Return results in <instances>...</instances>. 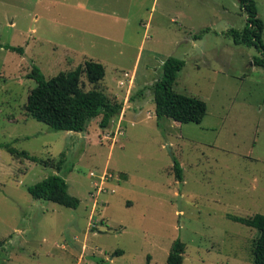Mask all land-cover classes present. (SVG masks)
I'll return each mask as SVG.
<instances>
[{
    "label": "rangeland",
    "instance_id": "rangeland-1",
    "mask_svg": "<svg viewBox=\"0 0 264 264\" xmlns=\"http://www.w3.org/2000/svg\"><path fill=\"white\" fill-rule=\"evenodd\" d=\"M245 18L238 0H0V44L24 49L0 47V143L40 159L0 147V264H166L177 238L182 264H253L259 231L228 218L264 214V69L227 34ZM167 56L185 61L174 90L206 103L198 124L155 115ZM85 60L105 75L82 73L81 88L123 104L108 127L98 116L54 130L26 113L34 65L50 78ZM54 173L60 201L32 198L27 187Z\"/></svg>",
    "mask_w": 264,
    "mask_h": 264
},
{
    "label": "trees",
    "instance_id": "trees-1",
    "mask_svg": "<svg viewBox=\"0 0 264 264\" xmlns=\"http://www.w3.org/2000/svg\"><path fill=\"white\" fill-rule=\"evenodd\" d=\"M240 8L244 11L245 25L241 30L231 28L227 31L235 44L254 46L258 55L254 56L252 63L264 69V43L261 38L262 21L258 17L255 0H238ZM205 28L194 36L195 39ZM6 49L24 53L21 46L2 45ZM185 61L175 56H167L161 68L160 76L151 84L153 94L154 112L157 119L168 117L180 123H200L206 114V103L200 98L178 93L174 90V82L177 73L183 68ZM84 73L89 83L98 84L105 75L104 66L93 60H85L74 69L61 71L50 78H46L39 67L34 65L27 77L35 81L28 96L24 109L28 115L42 122L54 130H67L83 132L88 122L100 116L99 126L108 127L111 118L120 114L123 104L112 101L105 93L96 88L83 90L80 86V76ZM133 100L132 96L129 97ZM10 154L19 155L31 161H40L34 155L25 150H17L10 143H0ZM64 153L60 154L59 160L54 164L57 172L63 169ZM45 162L46 161H42ZM173 168L178 180H181L182 168L177 159L173 160ZM70 170V168L68 169ZM65 186V179L57 174H50L42 180L29 185L28 193L32 198L59 202ZM69 207L76 208L78 198L69 196ZM228 218L256 228L258 236L253 241V264H264V214L255 213L252 216L228 215ZM2 241H0V245ZM185 244L175 239L167 254L166 264H182ZM121 252V251H118ZM120 254V253H119Z\"/></svg>",
    "mask_w": 264,
    "mask_h": 264
}]
</instances>
